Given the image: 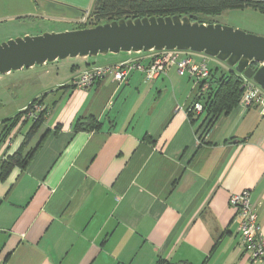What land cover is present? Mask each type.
Returning <instances> with one entry per match:
<instances>
[{
  "label": "crops",
  "instance_id": "obj_1",
  "mask_svg": "<svg viewBox=\"0 0 264 264\" xmlns=\"http://www.w3.org/2000/svg\"><path fill=\"white\" fill-rule=\"evenodd\" d=\"M94 2L0 0V33L72 31ZM154 55L75 59L76 80L39 98L48 114L24 150L27 165L0 179V264H251L230 199L250 192L264 238V110L238 106L202 142L204 115L189 116L199 88L178 65L152 82L132 72L122 83L75 85L94 67L148 66ZM88 118L102 129L75 132ZM29 128L21 119L0 143V176Z\"/></svg>",
  "mask_w": 264,
  "mask_h": 264
},
{
  "label": "water",
  "instance_id": "obj_2",
  "mask_svg": "<svg viewBox=\"0 0 264 264\" xmlns=\"http://www.w3.org/2000/svg\"><path fill=\"white\" fill-rule=\"evenodd\" d=\"M193 19L176 15L120 20L11 39L0 44V76L67 59L193 52L218 59L264 91V37Z\"/></svg>",
  "mask_w": 264,
  "mask_h": 264
},
{
  "label": "trees",
  "instance_id": "obj_3",
  "mask_svg": "<svg viewBox=\"0 0 264 264\" xmlns=\"http://www.w3.org/2000/svg\"><path fill=\"white\" fill-rule=\"evenodd\" d=\"M249 8L264 14V0H95L94 7L86 19L87 21L74 30L92 28L120 20L171 17L176 15L193 16V20L211 24L212 22H208L202 17H217L227 10ZM210 71L209 88L200 95L198 94L195 101L202 104L204 108L202 113L204 120L201 126V129L203 128L204 130L199 138L202 142L205 141L206 135L217 120L222 115L229 114L240 106L245 95L244 84L246 79L242 75L231 69L226 70L220 76H214L211 68ZM35 105L43 108V100H34L23 112L4 121V131L0 135V143L5 140L11 129L17 126ZM47 114L48 110L43 108L37 119H23L25 124L30 125L29 131L26 133L25 140L19 151L2 161L0 179H7L14 168H23L27 165L28 157H23L24 150L45 123ZM189 116L193 122L198 121L197 115L193 110L190 111ZM102 127L103 123L95 118L78 119L74 125V131L94 132L100 131ZM156 264H168V262L158 260Z\"/></svg>",
  "mask_w": 264,
  "mask_h": 264
},
{
  "label": "built area",
  "instance_id": "obj_4",
  "mask_svg": "<svg viewBox=\"0 0 264 264\" xmlns=\"http://www.w3.org/2000/svg\"><path fill=\"white\" fill-rule=\"evenodd\" d=\"M86 22V21H84ZM180 52H155L151 63L146 66L139 61H126L112 66H98L85 72L75 85L81 89H88L97 82L113 77L114 81L122 83L132 72H140L145 75L147 82L154 81L159 75L166 72L167 67L178 65L181 74H187L199 88V95L209 88L208 80L211 76L210 67L206 60L199 63L191 58L180 60ZM245 95L240 106L245 108L261 107L264 110V91L250 80H245ZM43 108L39 105L24 116V120L37 119ZM192 110L196 114H202L203 105L195 103ZM230 206L235 211L239 220V231L243 238L245 251L250 255L251 264H264V238L259 225V214L251 201V194L245 191L239 195H233Z\"/></svg>",
  "mask_w": 264,
  "mask_h": 264
},
{
  "label": "rangeland",
  "instance_id": "obj_5",
  "mask_svg": "<svg viewBox=\"0 0 264 264\" xmlns=\"http://www.w3.org/2000/svg\"><path fill=\"white\" fill-rule=\"evenodd\" d=\"M202 18L213 24H220L244 31L248 34L264 37V14L250 8L227 10L217 17ZM53 26L55 25H49L43 29V34L56 28ZM27 31H30L31 35L29 36H38L42 30L33 31L28 26H19L15 27V29L10 27L0 33V44L11 39L25 37ZM186 53L196 54L193 52ZM197 55L202 56V54ZM203 56L207 60L209 67L213 70L214 76H220L226 70H229L218 59ZM103 57L107 56H99L98 59L101 60ZM72 61H75V59L58 61L57 64L48 63L45 66H36L34 68L12 72L9 75L0 76V104H2L0 108V123L15 117V115L24 110L32 101L44 97L57 84H70L76 80L78 73L73 68Z\"/></svg>",
  "mask_w": 264,
  "mask_h": 264
}]
</instances>
